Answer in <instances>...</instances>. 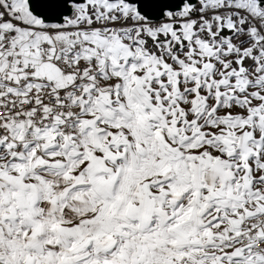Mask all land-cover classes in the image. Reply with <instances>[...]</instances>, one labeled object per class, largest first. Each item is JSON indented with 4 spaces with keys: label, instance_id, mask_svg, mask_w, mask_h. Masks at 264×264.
Masks as SVG:
<instances>
[{
    "label": "snow or ice",
    "instance_id": "6c2138e0",
    "mask_svg": "<svg viewBox=\"0 0 264 264\" xmlns=\"http://www.w3.org/2000/svg\"><path fill=\"white\" fill-rule=\"evenodd\" d=\"M0 264H264V0H0Z\"/></svg>",
    "mask_w": 264,
    "mask_h": 264
}]
</instances>
